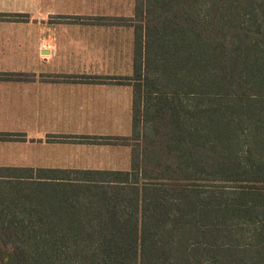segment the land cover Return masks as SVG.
I'll list each match as a JSON object with an SVG mask.
<instances>
[{"label": "trees", "instance_id": "obj_1", "mask_svg": "<svg viewBox=\"0 0 264 264\" xmlns=\"http://www.w3.org/2000/svg\"><path fill=\"white\" fill-rule=\"evenodd\" d=\"M136 2L130 170L0 178V264H264V0Z\"/></svg>", "mask_w": 264, "mask_h": 264}, {"label": "crops", "instance_id": "obj_2", "mask_svg": "<svg viewBox=\"0 0 264 264\" xmlns=\"http://www.w3.org/2000/svg\"><path fill=\"white\" fill-rule=\"evenodd\" d=\"M136 1L0 0V178L130 170Z\"/></svg>", "mask_w": 264, "mask_h": 264}, {"label": "rangeland", "instance_id": "obj_3", "mask_svg": "<svg viewBox=\"0 0 264 264\" xmlns=\"http://www.w3.org/2000/svg\"><path fill=\"white\" fill-rule=\"evenodd\" d=\"M136 20L137 21H139L138 20V18L136 17ZM144 128L145 127H143L142 125H139V128H138V130H141V133H142V131L144 130ZM145 131V130H144ZM130 142L131 143H133V141H132V139L130 140ZM9 184H7V186H8ZM51 185L53 186V188H55L56 190H64L65 189V186L63 185V184H61V185H56V184H52L51 183ZM9 189V188H8ZM26 191H28V189H26ZM47 192V191H46ZM48 194V193H47Z\"/></svg>", "mask_w": 264, "mask_h": 264}]
</instances>
